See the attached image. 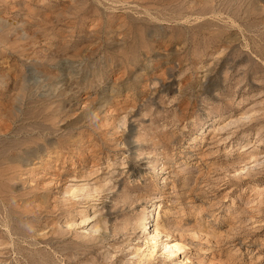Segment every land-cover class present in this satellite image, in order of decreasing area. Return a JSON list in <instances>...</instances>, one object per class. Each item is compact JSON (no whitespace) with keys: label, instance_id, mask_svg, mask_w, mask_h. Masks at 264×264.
Here are the masks:
<instances>
[{"label":"rangeland","instance_id":"obj_1","mask_svg":"<svg viewBox=\"0 0 264 264\" xmlns=\"http://www.w3.org/2000/svg\"><path fill=\"white\" fill-rule=\"evenodd\" d=\"M0 264H264V0H0Z\"/></svg>","mask_w":264,"mask_h":264},{"label":"bare ground","instance_id":"obj_2","mask_svg":"<svg viewBox=\"0 0 264 264\" xmlns=\"http://www.w3.org/2000/svg\"><path fill=\"white\" fill-rule=\"evenodd\" d=\"M78 190L80 191H83L85 190L86 192H89L90 190H93V186L90 187V188H87L86 186H80V187H76ZM95 189V188H94ZM146 237V236H145ZM150 242H153V246L156 245V240L158 239L159 237V233H158V230H154L152 232V234H150ZM182 246L180 245V242H176V243H173V244H164L163 246V249L165 250V252L167 251L168 254H173L175 253L176 250H179ZM150 250V249H149ZM155 249L153 250H150L148 252V256H152V252L154 251ZM147 251V250H146Z\"/></svg>","mask_w":264,"mask_h":264}]
</instances>
